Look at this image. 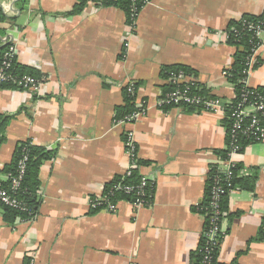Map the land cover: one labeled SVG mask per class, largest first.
Returning <instances> with one entry per match:
<instances>
[{
  "label": "crops",
  "instance_id": "1",
  "mask_svg": "<svg viewBox=\"0 0 264 264\" xmlns=\"http://www.w3.org/2000/svg\"><path fill=\"white\" fill-rule=\"evenodd\" d=\"M0 1V38L16 49L15 65L43 80L40 95L0 88V117H8L0 145V182L20 143L53 154L38 172L33 218L6 223L0 210V264H192L205 240L203 201L208 176L221 170L217 152L227 145L221 113L159 109L167 80L160 71L179 65L222 102L236 99L229 70L236 47L225 29L243 16H259L264 0H150L133 29L125 10L80 0ZM4 6H10L6 13ZM248 76L264 87V33ZM126 45V46H125ZM134 85L133 104L143 114L130 126L113 124ZM167 108V107H166ZM165 109V110H164ZM126 129L136 146L137 177L153 183L148 206L129 200L115 214L90 211L88 201L123 175L129 158ZM236 187L222 201L224 233L217 261L264 264V144L244 148L234 159Z\"/></svg>",
  "mask_w": 264,
  "mask_h": 264
},
{
  "label": "built area",
  "instance_id": "2",
  "mask_svg": "<svg viewBox=\"0 0 264 264\" xmlns=\"http://www.w3.org/2000/svg\"><path fill=\"white\" fill-rule=\"evenodd\" d=\"M81 2L91 5H110L121 6L125 1L127 10L125 11L128 26L133 29L141 11L149 4L150 0H80ZM6 13L11 12L10 6H4ZM254 38L257 43L252 47L250 55L246 58V69L242 72L243 77L238 82L242 89L237 95L235 102H222L218 99L204 101L198 96L190 94V88L196 84L192 77L187 78L179 73L167 80V83L174 86L172 91L162 94L158 99L157 107L191 106L197 107L202 105L201 109L209 113H221L225 115L226 120L230 123L227 129L226 159L222 160L221 176H214L209 188L208 209L210 219L208 229L205 231L206 243L198 251L202 253L201 264H211L213 258L212 252L219 245L218 235L224 236L221 231V211L220 204L225 195L233 189L231 181L234 178L232 169L236 166L234 159L237 158L245 147L252 144H264V126L261 117L264 115V94L251 92L248 86V76L252 67L257 64L255 56L262 44L261 34L264 33L262 25H256L254 28ZM226 40L228 39L225 34ZM126 46V45H125ZM0 88H14L18 91L27 92L32 95H40V89L44 81L33 78L29 75L19 76L12 72L16 59V49L11 40L0 38ZM222 76L227 79V70L222 72ZM125 94L129 97L134 96V85L129 83L125 88ZM143 105L133 104V109L121 119L113 121L114 125L128 127L133 124L142 114ZM123 144L129 158V167L127 171L120 176V180L113 183L107 191L101 196L94 197L88 201L90 211H106L115 214L117 212V203L121 198L111 201L115 195H121L130 198L129 202L135 207L148 206L150 193L153 183L145 177H140L136 183L130 184L124 181L131 177L133 170L136 168V146L133 141L132 132L126 129L124 133ZM27 156L25 153L19 158L16 165V175L6 174V180L10 182L8 189L0 184V205L11 210L29 213L24 203L18 199L21 189V182L26 168Z\"/></svg>",
  "mask_w": 264,
  "mask_h": 264
},
{
  "label": "trees",
  "instance_id": "3",
  "mask_svg": "<svg viewBox=\"0 0 264 264\" xmlns=\"http://www.w3.org/2000/svg\"><path fill=\"white\" fill-rule=\"evenodd\" d=\"M25 0H18L17 4L19 6H22ZM125 11L127 10L126 2L122 1L121 6ZM3 19L2 14L0 13V21ZM262 25L264 27V12L259 15V16H243L241 19L238 21H231L226 29H225V34L227 35V43L229 45H233L236 47L237 51L234 55L233 58V63L230 67L229 70H227V81L234 85V89L236 92V98L237 95H239L240 90L242 89V86L238 83L240 79L243 77L242 72L246 69L245 67V61L246 58L250 55L252 47L257 43V41L254 38V30L253 28L256 25ZM2 49H0V54L2 53ZM256 66H258V63L255 64L252 68L254 69ZM12 72L16 75L23 76V75H29L33 78L39 79V76H37L34 72H32L30 69H27L25 67H20L17 65H13ZM179 73H182L183 76H195V73L190 70L187 67L184 66H179V65H173V66H165L161 69L160 71V76L163 80H168L172 76H177ZM174 89L173 85H167L163 91V94L172 91ZM251 92H258L264 94V87L262 88H250L249 89ZM190 94L194 96L200 97L204 101H210L217 99L209 94L208 91H206L201 85L195 84L190 88ZM125 96V105L121 108H118L116 111L118 112L117 114L120 116V118L124 117L126 114L130 113L133 109V98L127 96L124 93ZM236 99L233 101L235 102ZM171 107H165V109H168ZM203 108L202 105L197 106V107H191L187 106L186 109H192V110H201ZM164 109V110H165ZM9 121L8 117H0V145L4 142L5 136H4V130L7 125V122ZM262 124L264 126V115L261 117ZM229 122L226 120V127L228 129L229 127ZM25 153L27 156V161H26V168H25V173L23 176V180L21 182V189L18 194V199L24 203L25 207L29 210V213H23V212H18L11 210L7 207H3L0 205V210L3 215V219L6 223H12L17 217L20 218L22 221H27L30 220L35 216L36 213V208L38 206L36 194L39 188V179H38V172L41 164L45 161H49L53 158V154L50 152H46L43 149L37 148L33 145H31L29 142H24L18 144L15 154L13 157L12 162L7 165L3 169L4 174H11L12 176L16 175V165L19 160V158L22 156V154ZM226 149L224 151H219L217 152V155L220 157L221 160L226 159ZM240 166L236 164V166L231 170L233 174V179L231 181V186L232 189L236 187H245L248 190H253V186L256 181L255 175L257 174V170L253 169L252 170V175L250 178H245V179H237L236 175L237 172L239 171ZM221 172L213 168L208 176L207 180V189L205 193V197L203 201L200 203V205L197 208V212L201 215L204 216L205 220V231L208 229L209 226V219H210V211L208 209V202H209V188L212 182V179L214 176H221ZM121 178L116 177L113 179L112 182L107 184L105 186V190L113 185V183L119 181ZM139 180L137 177V174L135 171H133V174L131 175L130 178L126 179L124 182L125 183H136ZM2 187L8 189L10 186V182L5 180V182H0ZM226 196V195H225ZM224 196V197H225ZM127 199L130 200V198L123 197L121 195H115L113 198H111V201H115L116 199ZM223 201V199H222ZM222 201L220 204V211L222 212ZM218 240H219V245L213 249L212 252V260L211 264H223L219 263L217 261V254H218V249L219 246L222 242L223 236L218 235ZM264 238V232H261V235H259V239ZM206 243V239L202 242L201 246L199 247L202 248ZM198 249V250H199ZM201 258H202V253L197 251L192 255V264H201ZM235 264V263H231Z\"/></svg>",
  "mask_w": 264,
  "mask_h": 264
},
{
  "label": "rangeland",
  "instance_id": "4",
  "mask_svg": "<svg viewBox=\"0 0 264 264\" xmlns=\"http://www.w3.org/2000/svg\"><path fill=\"white\" fill-rule=\"evenodd\" d=\"M0 1H2V0H0Z\"/></svg>",
  "mask_w": 264,
  "mask_h": 264
}]
</instances>
